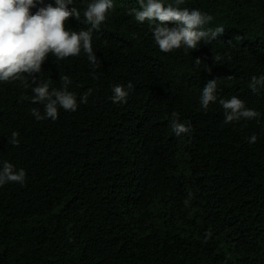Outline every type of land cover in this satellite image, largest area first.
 I'll return each instance as SVG.
<instances>
[{
    "label": "trees",
    "instance_id": "1",
    "mask_svg": "<svg viewBox=\"0 0 264 264\" xmlns=\"http://www.w3.org/2000/svg\"><path fill=\"white\" fill-rule=\"evenodd\" d=\"M91 2L73 0L80 19L66 28L90 27ZM113 3L92 33L98 68L83 50L49 53L36 75L57 89L69 76L76 111L38 121L32 78L0 82V166L26 171L23 186L0 187V264H264V88L248 87L264 74V0H184L213 17L205 30L225 31L168 53L129 14L138 0ZM213 78L217 101L205 111ZM129 81L127 103L114 104L112 86ZM233 95L260 118L225 124L219 99ZM173 111L189 134L172 132Z\"/></svg>",
    "mask_w": 264,
    "mask_h": 264
},
{
    "label": "clouds",
    "instance_id": "2",
    "mask_svg": "<svg viewBox=\"0 0 264 264\" xmlns=\"http://www.w3.org/2000/svg\"><path fill=\"white\" fill-rule=\"evenodd\" d=\"M139 10L130 9L138 23L149 22L155 43L162 52L168 53L182 46L185 50L196 49L200 41L209 38L215 39L225 31L218 26L214 30H205L204 26L210 23L213 17L197 8L181 7L184 0H174L165 3V0H138ZM73 5V0H55V5L45 0H0V82H24L25 74L32 78L36 86L32 88L34 95L32 103L44 105V112L32 108L31 114L36 120L50 118L58 119L59 108L65 111H76L77 96L68 90L71 83L69 76H61L62 88H50L49 82H36V75L40 73L42 64L49 53L58 60L71 56H79L81 51L87 55L88 61L94 68L101 65L92 46V33L99 30V26L106 20L109 10L114 8L113 0H93L84 11V22L90 27L80 31L66 28L65 22L70 17L80 19V12ZM32 9H36L35 12ZM172 22L175 26L169 27ZM221 57L215 55V61ZM200 58L195 59L200 64ZM249 89L256 93L258 88H264V74L259 77L253 75L248 84ZM134 86L131 81L127 85L115 84L112 86L110 100L114 104L127 103L129 90ZM92 89H88L80 96L79 103H87ZM217 101V80L209 79L202 89L200 105L206 111L210 103ZM224 111V123L238 122L241 119H259L261 113L248 108L245 101L236 95L229 99H219ZM170 127L175 136L180 137L192 131L191 125L180 122L179 114H171ZM19 133L13 131L10 143L19 146ZM257 135L253 133L249 143H255ZM26 180V171L3 161L0 166V187L9 182L19 183L22 186Z\"/></svg>",
    "mask_w": 264,
    "mask_h": 264
}]
</instances>
